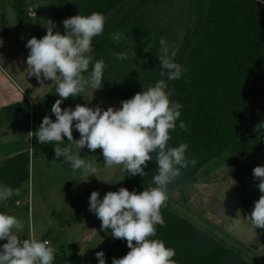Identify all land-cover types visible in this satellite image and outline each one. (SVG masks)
Here are the masks:
<instances>
[{
    "label": "rangeland",
    "instance_id": "374dc122",
    "mask_svg": "<svg viewBox=\"0 0 264 264\" xmlns=\"http://www.w3.org/2000/svg\"><path fill=\"white\" fill-rule=\"evenodd\" d=\"M23 1L25 4L20 7L13 0H0V163L21 152L28 153L30 158L28 183L19 194L15 193L19 204L6 205L4 213L23 221L24 229L18 233L20 239H27L29 235H34L41 241L47 239L56 250L55 256L61 254L73 256V259L65 264H98L96 253L102 251L105 255L111 229L101 231V220L89 211L90 195L97 191L100 193L99 199L102 200L108 191H118L122 187L125 170L123 166L105 167L102 150L97 149L93 152L85 147L80 155L82 158L97 162L99 169L97 177H89L88 173L79 170L73 172L69 163L61 162L63 157L56 159L54 144H41L32 136L31 133L38 131L46 115L55 121L51 108L59 96L55 93L56 85L51 81L45 80L41 84L34 76H28V69L21 62L23 60L26 63L30 51L25 45L32 37L40 39L46 35L48 20L55 24L54 34L58 31L63 35L65 28L60 29L55 22V0ZM141 1L129 0L108 15L105 23L119 18L130 8L138 6ZM28 5L33 6V16L28 14ZM141 19L153 31L148 40L150 49L148 57L136 60L134 46L124 36L119 42L112 39L114 47L109 52L112 70L103 80L101 88L95 90L89 86L83 96L64 100L61 104L62 109L71 107L74 110L77 104L93 108L100 106L103 110L110 106L121 108V101L132 98L134 92L146 82L145 78L140 76L139 69L147 62L159 61L157 57L160 54L161 37L166 38L170 44H175L179 50L182 48L195 21L193 1L150 0ZM119 52H126L128 61L114 56V53ZM13 100H17L21 108L28 101L29 115L9 120L3 108ZM263 132L260 129L255 130L248 139L253 144L260 143L263 148ZM73 138H80L74 127ZM64 142L67 144V137L64 138ZM254 159L255 157L248 161L246 167L264 166V151L258 153V158ZM256 160H259V163ZM246 167L243 166L239 173L243 174ZM234 173L235 169L228 156L223 155L204 167L197 182L205 186L204 190L207 193L221 199L222 213L225 217L231 216L239 220L245 229L250 228L253 224L251 220L244 218L243 210L250 215L254 209L251 206L245 208L240 205L242 204L240 199H236L237 192L227 190L231 184L230 178L237 184ZM223 178L225 180L222 181ZM73 181H76L77 185L72 203L67 196L66 185ZM197 182L189 185L184 191L171 195L172 208L193 225L207 228L225 240L230 247L240 251L250 264H264V259L256 257L251 247L256 238L255 230L251 234L248 229L247 235H254V239L242 243L226 234L224 226L210 221L208 213L202 214V195L198 193L200 189L197 188ZM258 183L259 181H253L252 185L248 186L249 192L262 195ZM212 211H216V208ZM6 242L0 240V249ZM72 246L74 249L70 250Z\"/></svg>",
    "mask_w": 264,
    "mask_h": 264
},
{
    "label": "trees",
    "instance_id": "16d2710c",
    "mask_svg": "<svg viewBox=\"0 0 264 264\" xmlns=\"http://www.w3.org/2000/svg\"><path fill=\"white\" fill-rule=\"evenodd\" d=\"M55 1V22L64 29L66 18L78 14L88 16L93 12L107 17L129 0ZM192 1L194 25L175 57L186 71L178 80H167V76H160L159 61L147 62L139 69L146 82L134 92V95L142 92L162 78L166 80L168 89L172 90L170 99L182 105L176 129L170 133L169 146L186 143V158L197 161L195 166L189 164L187 169H182L183 174L168 186L167 207L161 209L165 224L156 226L157 235L153 239H161L167 247L175 249L173 259L177 264H250L240 251L230 247L215 233L193 225L177 213L171 206V195L197 182L209 162L227 155L235 169L236 191L241 203L246 206L253 199L239 176V167L241 161L261 148L260 143L253 144L248 137L255 130L264 131V0ZM149 2L142 0L119 18L105 23L103 34L94 37L91 55L94 60L103 59L105 62L103 80L112 70L109 52L114 47L113 33L122 32L133 44L136 60L148 57V40L153 31L143 22L141 15ZM91 68L92 65L89 73ZM29 112L28 101L23 108L20 104L4 108L9 120L26 117ZM181 121L187 125V130L180 129ZM29 162V154L25 152L5 161L0 167V185L13 190L22 189L29 180ZM144 171L146 174L142 177L125 171L122 187L139 194L149 186H155L153 177L158 169L154 159L148 162ZM76 185V181L66 185L72 203ZM3 211L0 203V212ZM263 242L264 228H257L253 243L259 246ZM128 251L127 242L113 238L110 233L105 251L106 264H112L113 258H122ZM71 259V255H56L53 264H65Z\"/></svg>",
    "mask_w": 264,
    "mask_h": 264
},
{
    "label": "clouds",
    "instance_id": "9594fccd",
    "mask_svg": "<svg viewBox=\"0 0 264 264\" xmlns=\"http://www.w3.org/2000/svg\"><path fill=\"white\" fill-rule=\"evenodd\" d=\"M105 22L106 17L98 12L88 16L78 14L63 21L65 33L62 35L58 31L54 34L55 24L48 20L46 35L27 41L28 76H34L41 84L51 81L59 96L51 108L55 121L46 115L38 131L30 133L41 144H54L56 159L63 157L61 162L69 163L73 172L79 170L89 177H97L99 169L95 160L81 157L80 152L85 147L93 152L101 149L105 167L123 166L132 176H144L148 162L154 159L158 169L153 177L155 186L139 194L121 187L118 191H108L102 200L100 193L93 191L89 211L101 220V231L111 229L113 238L127 242L130 251L122 258H113L112 264H177L173 259L175 249L153 237L157 235L156 226L165 224L161 209L167 207L168 186L183 174L182 169H187L189 164L195 166L197 161L186 158V143L169 146L170 133L176 129L182 105L170 99L172 90L168 89L166 80L162 78L154 86L121 101L119 109L110 106L103 110L100 106L80 104L74 110L61 108L64 100L83 96L89 86L95 90L101 88L106 65L103 59L94 60L91 53L93 39L103 34ZM122 36V32L117 31L111 38L119 42ZM178 51L175 44L160 38L157 58L161 77L178 80L186 71L175 61ZM114 56L127 59L126 52L114 53ZM73 127L79 132V139L73 138ZM179 127L187 130L183 121ZM253 175L259 181L257 186L262 195L254 202V210L248 218L255 229L264 228V166H256ZM13 195L11 187L0 185V203ZM23 229L21 219L0 212V240L7 241L0 249V264H53L56 250L50 242L34 235L20 239L18 233ZM96 257L98 264H106L102 251L97 252Z\"/></svg>",
    "mask_w": 264,
    "mask_h": 264
},
{
    "label": "crops",
    "instance_id": "0c3cea01",
    "mask_svg": "<svg viewBox=\"0 0 264 264\" xmlns=\"http://www.w3.org/2000/svg\"><path fill=\"white\" fill-rule=\"evenodd\" d=\"M12 104H19V103H18L17 100H13L12 103L9 104V105H12ZM9 105H7V106H9ZM7 106H5V107H7ZM262 149L259 150L257 153H254L250 157L246 158L245 160L241 161L239 170L241 171L243 166L246 167V164L248 163V161H250L254 157H255V159H256V157L258 158V153H261V151H264V147ZM11 158H13V157H11ZM256 161L259 163V160H256ZM4 162L0 163V167H1V165ZM253 169H254V166L253 167L252 166H248V167L245 168L243 174L239 173V176L244 181V183H245V185L247 187V190H248V186L252 185L253 181L254 182L258 181V180H256L254 178ZM230 179H231V184H229V187H228L227 190L228 191L229 190H235L236 191V187H235L236 186V182H234L232 178H230ZM223 180H225V178H223L222 181ZM197 188L200 189V192H198V193H201V195H202V201H201L202 202V207H203V209L201 211L202 214L205 215L206 213H208L209 214V218L208 219L210 221H212L213 223H215V224H217V225H219L221 227L224 226L223 228L225 229L224 231H225L226 234L231 235L235 240H237L239 242H242V243H246V242L250 241L251 239H254L257 236V228L255 229V227L253 225H251L250 228H246L245 229L244 226H242V224L239 222V220L233 219L231 216L225 217V215H223V213H222L223 205H221L222 204L221 199H217L216 197H214V196L210 195L209 193H207L204 190L205 186H203V185H201L200 183L197 182ZM20 192H21V189L20 190H14V195L12 197H10L7 201L2 203V208H3L4 211H5L4 207L6 205L12 206L13 204H16V205L19 204V200L15 198V193L19 194ZM248 192H249V190H248ZM249 194L253 196V199L251 201H249L246 206H243V204H240L238 202V200H237V202L240 205H242L243 207H245V208H248L249 206H251L254 209V202L256 201V199H258L261 196V194L258 195V193H256V192H254V193L249 192ZM238 198H239L238 193H236V199H238ZM215 208H216V211H212ZM243 216H244V218L246 220H250V218H248L250 215H248L247 211L243 210ZM248 229H249V231H251V234L253 233V230H255V236L253 235L254 238H253L252 235H249L251 237H249L247 235L246 231ZM251 247L254 249V255L256 257L258 256L259 258L264 259V242L261 245H259V246H254L253 245ZM72 259H73V256H72Z\"/></svg>",
    "mask_w": 264,
    "mask_h": 264
},
{
    "label": "water",
    "instance_id": "95a60500",
    "mask_svg": "<svg viewBox=\"0 0 264 264\" xmlns=\"http://www.w3.org/2000/svg\"><path fill=\"white\" fill-rule=\"evenodd\" d=\"M14 3L17 5V6H24V1L23 0H13ZM22 64L25 66V68H27V64L25 63V61L21 60Z\"/></svg>",
    "mask_w": 264,
    "mask_h": 264
},
{
    "label": "built area",
    "instance_id": "2783aa9c",
    "mask_svg": "<svg viewBox=\"0 0 264 264\" xmlns=\"http://www.w3.org/2000/svg\"><path fill=\"white\" fill-rule=\"evenodd\" d=\"M27 9H28V14L30 16H33L34 15V11H33V6L32 5H28L27 6ZM44 240H47V239H44ZM49 241V240H48Z\"/></svg>",
    "mask_w": 264,
    "mask_h": 264
}]
</instances>
